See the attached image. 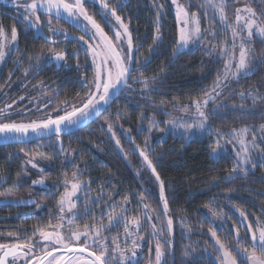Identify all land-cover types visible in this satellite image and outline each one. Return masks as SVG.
Masks as SVG:
<instances>
[{"label": "trees", "instance_id": "16d2710c", "mask_svg": "<svg viewBox=\"0 0 264 264\" xmlns=\"http://www.w3.org/2000/svg\"><path fill=\"white\" fill-rule=\"evenodd\" d=\"M115 1H111L112 5ZM183 1L189 4L191 12L197 11L196 0ZM253 6L258 11L259 20L264 23V0ZM120 13L129 22L134 44L139 45L136 51L138 60L133 65L138 71L132 75H156L157 79L150 82L155 90L142 93L143 85L130 80V87L123 88L119 98L113 99L106 110L71 130V134L67 131L61 135L63 153L58 149H45L42 153L51 158H44L45 162H42L43 157L34 160L43 169L42 172L25 163L33 154L26 155L18 149L19 145H31L33 141L48 136L0 143V177L8 175L5 187L12 185L14 196L18 199H35L37 203L47 201L48 192L33 185L32 181L43 177L51 183L64 169L63 172L67 174L78 171L84 175L82 178H89L96 192H100L102 184H106L105 187L111 190L117 188L119 193H144L150 206L160 209L162 204L158 198V182L143 164V158L135 147L139 145L143 149L147 142L151 144L149 156L165 181L169 210L176 226L182 222L194 228L198 225L201 212L213 206L231 205L254 216L264 215V161L256 165L253 171H248L247 175L234 176V162L226 156L215 159L211 154L210 146L213 144L209 138H187L172 132L162 137L156 127L149 131L152 118H155L159 127H165L166 121L178 108L173 107L174 104L182 105L200 99L217 75L222 74L224 60L208 55L200 48L176 53L178 28L169 0H127ZM158 13L161 39L154 44ZM0 24L8 33L13 25L18 29L19 48L14 59L23 60L26 66L32 61L27 74L24 67L15 68V64L10 67L11 70L15 68L5 95L9 96L10 101L25 94V103L44 94L51 98L48 110H52L58 108L66 98L76 102L85 95L87 89L84 87V77L91 80L92 71L87 54L78 42L70 41L67 46L65 41L58 44V51L64 48L67 51L65 66L57 68L43 64L37 67L36 57L54 45L33 30L23 31L17 23L15 12L8 7L0 6ZM63 25L68 24L63 22ZM252 48L255 51L252 63L254 72L242 83L254 86L257 96H264V64L258 59L264 56V42L256 37ZM73 51L77 52L76 56H72ZM8 76L7 71H4L2 80ZM262 109L264 112V99ZM236 112L238 114L227 112L215 117L214 124L219 125L221 121L230 125L250 121L252 124L264 123L259 111L249 109L245 115L240 114V110ZM109 124L112 125L111 129ZM116 139L125 149L127 159L119 152ZM65 159L74 161V164L62 165ZM137 172H142V175L138 176ZM27 209L29 207L0 204V216L14 215ZM183 251L181 248L176 249L172 264H214L209 259L192 260Z\"/></svg>", "mask_w": 264, "mask_h": 264}, {"label": "snow or ice", "instance_id": "6c2138e0", "mask_svg": "<svg viewBox=\"0 0 264 264\" xmlns=\"http://www.w3.org/2000/svg\"><path fill=\"white\" fill-rule=\"evenodd\" d=\"M12 2L18 10L23 7L24 11L20 13L23 22L29 28L41 32V34L46 24L48 31L53 33V35L61 34L65 37L68 36V33L64 29L53 27V20L67 18L73 20L77 26L81 23V18L87 22L84 30L86 33L91 32L89 40L86 41L84 36H80L78 39L84 41L87 45L85 52L90 54L93 75L91 80L87 76L84 77V87L87 89L85 95L79 97L76 102H71L67 98L64 99L57 109H53L55 115L46 113L44 116L30 120L29 122H17L10 119L11 113L9 110L12 108V105H6L4 108H0V136H3L6 140H25L30 133H35L38 136L46 135L49 139L54 135L56 142H60L61 135L66 130L71 134V130L74 127L81 126L93 116V113H98L102 105H107L113 99H118L119 92L122 90L121 86L129 88L130 80L133 83L139 82L143 85L141 89L142 93L155 90L151 87L150 82L157 79L156 75L147 77L141 73L138 77H133V72L138 71V68H133L132 65L138 60V57H135L134 53L138 50L139 45H134L133 36L128 24L124 23L122 17L117 14V8L111 7L107 0H92V2H98L100 4L104 20L114 30V39L89 14L84 6L85 0H30V2L28 0H12ZM171 2L176 5V19L180 25L177 39V54L190 43H199L205 33L215 38V32L211 27L207 29L201 28L200 15L198 13H190L185 5L178 3L177 0H171ZM230 2L232 0H218V2L217 0H203V3L198 6L201 9L212 8L214 10L212 18L215 19L218 15L225 29H231L232 45L229 48L225 44L217 53V56L220 58L227 57L224 60L223 72L217 75L216 80L213 81L210 88L204 92L203 98L193 99L189 104L173 105V107L181 108L188 115H191L190 108H194L195 110L194 122L191 124L181 121L180 118L167 121L166 123L173 129L182 128L183 133H188L192 129H210L211 125L209 124V120L216 115L217 108H210L209 104H215L217 98L223 94L224 88L228 86L226 82L229 79H238L241 74L247 76L254 71L252 63L255 51L251 45L254 36L259 37L264 42V23H258L257 19L254 18L257 16V13L253 8L248 6L235 9V22L228 23L226 8ZM41 12L47 17L46 21H41ZM204 15L207 16L206 11ZM113 19L115 23L112 22ZM88 25L91 27L89 28ZM17 39L18 31L15 25L11 27L9 36L6 28L3 24H0V61L4 60L7 55L6 50L11 45L16 44ZM160 39L158 13L157 36L154 38V44ZM237 39H239L238 44ZM237 48L239 52L238 56L236 55ZM215 49V44H209L207 50L211 54ZM74 55L76 54L74 53ZM258 59L260 63L264 64V56H260ZM36 60L39 63H43L44 61L56 63L59 67L66 60V54L63 51L50 48L46 53L38 55ZM39 63L37 67H39ZM79 67L80 65L77 63V68ZM25 74H27V70H25ZM114 93L116 94L115 96ZM240 95L242 99L246 96H252L254 104L258 100L264 99V96L252 95L251 92H242ZM61 112L63 114H60ZM262 118H264V114H262ZM155 126H157V121L155 118H152L150 120L149 131ZM108 127L111 129L112 125L109 124ZM159 130L163 131V129ZM250 131L251 129L248 127L239 130L232 129L227 134L229 138L224 140V145L233 144L234 141L235 144H233V147L236 144L239 145V151L236 152L238 160L233 167V174L239 171L247 175L245 166L250 163V146L252 149L258 147L255 134L252 135L251 141H246V136ZM261 132L264 134V125H261ZM216 135L218 139L210 147L211 154L219 157L223 152L224 145L221 144V138H223L224 133L218 129ZM262 140H264V135H262ZM116 144H120L119 140L116 141ZM135 147L139 148V145ZM61 150L63 151V149ZM150 152L151 148L145 142V147L140 149L139 154L143 158V164L151 170L155 176V180L158 182V198L162 204L160 209H150V212L156 213L157 220L161 219V214L167 218L164 228L157 229L155 224L152 225V235H164L165 231L170 234L173 220L170 215L168 198L166 196L165 181L161 179L159 173L156 171L153 160L149 156ZM38 157L45 159L51 158L46 156L45 153L36 152L25 163L30 164L32 168H38V164L33 162ZM63 163L74 164V161L65 159ZM39 171L42 172L43 169L40 168ZM44 183L45 179L43 177L32 181L33 185H43ZM63 184L65 191L57 201V215L59 216L60 222L50 225L52 228L51 231L34 227L33 234L35 235L36 232H39V240H29L26 243H0V264H15L21 258L24 259V264H126V262L134 259L137 255L136 250L140 247L138 240H132L131 249L129 250L130 255H128L126 251L120 249L116 237H112L111 244H109L108 237L103 235L105 231H110L112 227L121 223L120 215L113 217L111 214L101 212V219L103 215L108 216L107 224L103 222L99 224L86 223L83 230L79 228L73 229L71 227L78 216L89 215L92 213V209L85 206L84 213L81 214L75 211L77 207L76 199H79L76 197V194L84 186L83 182L79 179L78 171H73L71 178H68L67 174H65ZM17 186L14 185V187ZM12 195V189L0 192V197ZM144 199L145 196L141 193L139 202L143 204ZM97 200H102V197L93 198L92 203H95ZM124 203H130L127 197H125ZM41 206V204H36L37 208ZM143 207L144 209H149L148 204H143ZM122 211H127V209L124 208ZM65 212L69 214L67 217L65 216ZM150 212L145 213L149 220L152 219ZM241 216L243 217L244 213H241ZM93 218L95 219V217ZM65 219H67V231L64 230ZM139 223L138 220H125L123 222L125 235H133L129 231V228L132 225L139 228ZM247 228L251 233V250H249L248 246L241 247L242 240L238 231L236 233V245L233 249L232 246L222 242L215 231L209 229L211 236L215 239V244L218 245L217 251L220 255L216 259L219 264H237V258L233 255V250L243 255L244 259L240 261V264H264V222L257 218L256 228L253 229L252 224H248ZM17 239L19 238L17 237ZM138 239L142 240L144 237L140 236ZM169 243L170 241L168 239H165L163 243L157 240L155 244L156 264H161L162 257L165 254L163 246ZM37 245L40 246L39 254L34 251ZM193 251L195 250L193 249ZM57 252L59 255L56 254ZM185 255H191V253L186 250Z\"/></svg>", "mask_w": 264, "mask_h": 264}, {"label": "rangeland", "instance_id": "374dc122", "mask_svg": "<svg viewBox=\"0 0 264 264\" xmlns=\"http://www.w3.org/2000/svg\"><path fill=\"white\" fill-rule=\"evenodd\" d=\"M111 1L113 0H107V2L111 7L117 8V14H119L122 17L124 23L128 24L129 30L131 31L129 22L126 21L124 15L120 13V9L125 4V2H127V0H116L114 5H112L113 3ZM261 1L262 0H232V2H230L226 8L228 23L235 22V9L242 8L245 6L253 8L254 11L257 13V16L254 18L257 19L258 23H263L259 20L258 11L253 6L254 4L255 5L261 4ZM28 2H30V0H28ZM177 2L185 5L188 11L192 13L189 9V4L187 2L183 0H177ZM202 3L203 0L195 1V4L198 8L196 13L200 15L201 28L207 29L211 27L212 30L215 32V38L205 33V35L201 38V41L199 43H190L180 52L196 50L200 48L208 55H213L217 58H220L217 56V53L220 51L221 47H223L226 44L229 48H231L232 45L231 29H225L224 25L219 20L218 15L216 16L215 19L212 18L214 11L212 8L201 9L200 7H198ZM169 4L177 23L176 5L172 4L171 0H169ZM0 6L8 7L15 12L17 17V23L19 26H21L23 31L27 32L29 30H33L35 34L42 35L44 38L49 40L52 43V45H54L53 48L56 49L57 51H58V44H60L62 41H65L66 44L65 46H67V43L70 41H76L81 45V48L85 51L87 45L84 43V41H80L78 37L84 36L85 40L88 41L91 32L88 33L85 32L84 28L87 22L83 21L82 18L79 26H77L73 20L67 18L60 20H53V27L64 29L68 33L67 37L61 34L53 35V33L48 31V27L46 24L43 27L41 34V32H38L36 29L29 28L23 22L22 17L20 16V13L24 11L23 7L19 8L18 10L14 6L12 0H0ZM84 6L88 10L89 14L92 15L94 19L101 24V27L104 28V31L107 32L108 35L110 37H113L114 39V30L111 29L109 27V24L104 20L102 15V10L100 8V4L98 2L93 3L92 0H85ZM205 11L207 12V16L204 15ZM40 15H41V21L47 20V17L42 12L40 13ZM63 22H66L68 25H63ZM112 22L115 23L114 19L112 20ZM88 27L90 28L91 26L88 25ZM177 28L179 34L180 25L178 23H177ZM10 33H8L9 36ZM254 38H256V36L253 37V42H254ZM53 41L55 42L53 43ZM238 43H239V39H237V44ZM209 44L216 45L215 51H213L211 54L207 50ZM252 46L253 43L251 47ZM18 48H19V42L17 39L16 44L11 45L6 50L7 55L5 56L4 60L0 61V108H4L6 105H12V108L9 110V112L11 113L10 119L17 122H21V121L29 122L30 120L44 116L46 113H52L53 115H55L53 109L48 110L51 104V98H47V96L44 94H40L37 97L31 98L29 99V101L25 103H24V100L26 98L25 94L13 101L9 100V96H5L6 92H8L7 85L9 84V82H11L10 79L13 72H15V68L24 67L25 68L24 72L25 70H27L28 72V70H30L32 66V61H29L26 66L23 60L18 58L14 59V55L17 53ZM63 52L67 54L66 48H64ZM74 53L77 55V52L73 51L72 56H76L74 55ZM86 54L93 75V69L91 66V57L90 54L88 53ZM238 54L239 52L237 48L236 55L238 56ZM134 55L136 57V51ZM220 59L225 60L227 59V57ZM8 63H10V65H7ZM36 63L38 64L39 62ZM12 64H15L14 70L10 69ZM43 64L54 65L55 67L58 68L56 63H52L48 61L39 63L40 66H42ZM65 65H66V60L59 67ZM4 71L5 72L7 71L9 76L3 81L2 74L4 73ZM253 72H251L247 76L241 74L238 79H229L226 82L228 86L224 88L223 94L217 98L215 104H211V103L209 104L210 108L211 107L217 108L216 115L211 117L209 120V124L211 125L210 129L209 128H205L203 130L192 129L188 133H183L182 128L173 129L167 123H165L164 128H161L157 123V126L155 127L159 132V136L165 137L169 132H172L175 135L178 136L183 135L187 138H192L195 136L204 137V138H209L211 144L214 145L215 141L218 139L216 132L219 129L224 133L223 138H221V144L224 145V140L229 138L227 135L229 131H231L232 129L239 130L241 128L248 127L249 129H251V131L246 136V141H251L252 135L255 134L257 137L256 143L258 145V147L255 149H252L250 146L251 159H250V163H248L245 166L247 169V173L248 171H253L256 165L264 161V151H262V149H264V140H262V135L264 134H262L261 132V125H264V123L252 124L253 122L250 121L244 124L239 122L238 124L240 125L238 124L230 125V123H226V122L222 123L223 121H221L219 125L214 124L215 117L217 118L219 115H223L227 112L238 114L236 111L238 110L239 112L240 110V114L245 115L250 109L251 111H256V112L259 111L261 115L264 114L262 109V100H258L254 104L252 100V96H246L245 98L242 99L240 95V93L242 92L244 93L251 92L252 95H256L254 93L255 92L254 86H248V84L246 85L245 83L244 84L242 83L245 82L246 78L251 76ZM121 88L123 89L124 87L121 86ZM115 95L116 94L114 93V96ZM202 98L203 96L200 99ZM233 105H235V107H233ZM107 106L108 104L102 105L101 110L99 112H101L105 108L107 109ZM189 111L191 112V115L186 114L181 108H177L176 112L171 114V116L167 121L172 120L174 118H180L181 121L191 124L194 122L195 110L194 108H190ZM98 113H93V116L89 120L95 117ZM60 114L63 113L61 112ZM89 120L85 121L83 124L87 123ZM75 128L77 127H74L73 129ZM159 129H163V131H160ZM65 132H67V130ZM34 137H41V136H38L35 133H30V135L27 138H25V140H19V141H26ZM7 141H18V140H14V139L6 140L3 136H0V143H4ZM147 144L150 147L151 144L150 143ZM233 144H235V141L233 142ZM233 144L224 145L223 152L219 157L226 156L232 159L234 165H236L238 160L236 156V152L239 151V145L236 144V146L233 147ZM116 146L119 152L123 154L124 158L127 159L128 157L127 155H125V149L122 147V145L116 144ZM19 147L20 149H18V151H21V149H23V151L21 152H25L27 154H33V155L36 153L35 152L36 150L42 153L45 149H49V150L58 149L60 153L64 152L61 150V149L64 150L63 140L61 139L60 142H56V137L54 135L50 139L48 137L43 140L33 141L31 145L25 144L23 146L19 145ZM212 156L215 159L219 158L216 155H212ZM42 162H45L44 158ZM63 162H61L62 165L64 164ZM40 168L41 167H38V169ZM63 170L64 169L61 170V172L59 173L60 176H58L56 180H51V183H48V181L45 179V183L43 185H35L48 192L47 201L37 203V200L35 199H24V200L18 199L17 197L14 196V192L12 196L0 197V204H11L14 206H23L24 208L29 207V209H27V211L25 212L22 211L14 215L0 216V243L10 244L13 240H19V239H25V242H28L29 240H33V241L39 240L40 239L39 232H36L35 235L33 234L34 227L44 228V230L51 231L52 228L50 227V225H54L60 222L59 216L57 215L58 213L57 201L60 199L61 194L65 191L63 180L65 174H67V172L66 171L63 172ZM78 173H79V179L81 182H83L84 186L76 194V197H78L79 199H76L74 197V199H76V204H77L75 211L82 214L85 211V206H87L92 209V213L89 215L78 216L75 223L71 225V227L73 229L79 228L83 230V227L86 223L99 224L103 222L107 224L108 216L103 215L101 219V212L111 214L113 217L120 215L121 223L112 227L110 231H105L103 235L105 237H108L109 244H111L112 237H116L117 242L120 245V249L126 251L128 255H130L129 250L131 249L132 240L134 239L138 240L140 247L136 250L137 255L131 261L126 262V264H156L155 244L157 240H160L163 243L165 239H168L170 243L165 244L163 246V250L165 254L162 257L161 264H172L176 256L177 248L179 249L181 248L184 251L187 250L189 253H191V255H185V252L183 251L184 255L190 257L192 260L209 259L214 264H219V262L216 259V257L220 255V253L217 251L218 245L215 244V239L211 236V232L209 231V229L215 231L217 233V236L220 238V240L224 242L226 245L232 246L233 249L236 245V233L238 231L242 240L241 247L248 246L249 250H251L250 249L251 233L248 231L247 225L252 224L253 229H255L257 218H259L260 221L264 222V215L262 214L254 216L250 213H247L246 211L241 210L240 208L237 209L231 205L213 206L211 209H206L201 212L200 217L198 218V223H197L198 225L195 226L194 228H189L188 225H184L182 222H180V226H176L177 224L175 223V220L172 218L173 226L171 233L169 234L167 231H165L164 235L154 236L152 235L153 232L152 225L155 224L157 229L164 228L167 218L161 214V219L160 220L156 219V213L150 212V209L153 208L150 206L146 194L143 193L145 196V199L143 200V204H148L149 209H144L143 204L139 202L140 194H138L137 192L119 193V190L117 188L111 190L108 187H105L106 184H102V182H101L102 187L100 189V192H96L93 188V185L91 184L92 181H90L89 178H82L84 175H81L80 172ZM71 175L72 174L68 173L67 174L68 178H71ZM137 175L141 176L142 172H137ZM232 175L237 176V175H245V174L243 172L237 171L234 174L232 173ZM7 180H8V175L7 176L3 175L0 177V192L8 189L13 190V188H11L12 185H10V187H5ZM15 182L18 183L17 181ZM95 197H102V200H97L95 203H92V200ZM125 197L128 198L130 203L127 204L124 203ZM30 201H34V202H30ZM36 204H41L42 206L40 208H37ZM124 208H126L127 211H122V209ZM146 212H150V215L152 216L151 220H149L145 215ZM241 213H244L243 217L241 216ZM68 215L69 214L65 212V216L67 217ZM93 217H95V219ZM125 220L127 221L138 220L140 222L139 228H137L135 225L130 226L129 231L133 233V235L131 236L125 235L124 226H123V222ZM64 224H65L64 230L67 231L68 228L67 219H65ZM140 236L144 237V239L139 240L138 237ZM17 237L19 239H17ZM193 249L195 251H193ZM233 255L236 256L237 258V264H240V261L244 259L243 255L238 254L235 250H233Z\"/></svg>", "mask_w": 264, "mask_h": 264}, {"label": "flooded vegetation", "instance_id": "af4514ba", "mask_svg": "<svg viewBox=\"0 0 264 264\" xmlns=\"http://www.w3.org/2000/svg\"><path fill=\"white\" fill-rule=\"evenodd\" d=\"M11 243H26V242H25V239H19V240H13ZM49 250H51V249H49ZM34 251L37 254H39L40 246L37 245V247L34 249ZM56 254L58 255V252ZM15 264H24V259L21 258L20 260L16 261Z\"/></svg>", "mask_w": 264, "mask_h": 264}, {"label": "water", "instance_id": "95a60500", "mask_svg": "<svg viewBox=\"0 0 264 264\" xmlns=\"http://www.w3.org/2000/svg\"><path fill=\"white\" fill-rule=\"evenodd\" d=\"M138 152L140 151V148H137ZM154 175V174H153Z\"/></svg>", "mask_w": 264, "mask_h": 264}]
</instances>
